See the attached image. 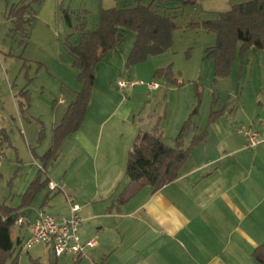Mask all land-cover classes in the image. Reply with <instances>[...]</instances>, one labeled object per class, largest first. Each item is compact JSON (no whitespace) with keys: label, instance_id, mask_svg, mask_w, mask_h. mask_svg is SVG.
I'll return each instance as SVG.
<instances>
[{"label":"rangeland","instance_id":"rangeland-1","mask_svg":"<svg viewBox=\"0 0 264 264\" xmlns=\"http://www.w3.org/2000/svg\"><path fill=\"white\" fill-rule=\"evenodd\" d=\"M22 1L0 0V205L6 206L17 202L26 188L28 175L35 173L36 178L39 174L35 160L42 165L41 157L51 147L54 121L62 110L68 111L84 88L65 48L67 37L73 35L72 42H79L80 33L76 30L79 17L86 19L87 29L93 30L99 24L102 9L122 7L119 2L124 0H42L32 5L22 29L17 30L9 13ZM139 1L143 5L155 1L159 13L174 17L177 29L173 33V46L162 55L128 68L136 34L126 31L121 46L104 60L108 63L115 55L113 69L98 75L99 85L112 89L118 100L126 97L136 102L141 118L148 113L157 114L163 107L156 122L144 128H149L148 132L156 128L169 145H173L189 119L192 125L185 136V148L195 134L211 130L223 133L225 127L231 128L233 120L240 126V121L251 117L260 127L264 120V50L250 47L243 51L238 43L229 75L217 77L215 61L206 56V51L216 45L217 37L203 27L205 21L215 20L219 13L252 0H130L132 6ZM64 11L71 14L74 28L67 25ZM169 67L170 79L156 75L158 70ZM120 80L157 83L160 89L151 91L147 86H137L121 94L117 88ZM103 87L94 88L91 101L113 99ZM218 118L220 121L214 125ZM57 160L47 167V177L60 183L66 179L72 186L80 187L78 169L70 170L66 161ZM46 175L42 174V181ZM43 191L46 196L51 190L47 187ZM50 195H62L65 199V193ZM37 202L42 203L41 196ZM45 211L53 214L48 206ZM33 251L32 255L18 257V264H49L41 245ZM37 254L42 256L41 261L36 260ZM14 262L15 258L8 259L5 264Z\"/></svg>","mask_w":264,"mask_h":264},{"label":"crops","instance_id":"crops-1","mask_svg":"<svg viewBox=\"0 0 264 264\" xmlns=\"http://www.w3.org/2000/svg\"><path fill=\"white\" fill-rule=\"evenodd\" d=\"M112 56L110 62L97 67L95 90L103 87L98 75L113 69L115 55ZM103 88L113 99L91 101L81 128L64 140L57 160L66 161L70 170L78 169L81 186L76 188L66 179L60 183L48 176L50 183L59 186L54 192L65 193V199L62 195L52 197L51 191L44 196V190L22 208V196L34 181V173L27 176L26 188L17 202L8 206L17 210L23 221H17L12 230L16 255H32L33 248L41 245L49 264H260L253 252L264 243V144L255 150H244L246 139L238 135L234 125L239 124L233 120L225 132L207 133L173 183L157 192L143 187L121 203L120 195L129 184V153L137 136L149 131L144 127L156 122L163 107L157 114L141 118L136 102L126 97L118 100L112 89ZM66 112L62 110L54 121L53 130ZM251 125L260 128L251 117L240 121V126ZM35 166L41 169L37 160ZM40 196L41 204L36 203ZM70 202L81 207V243L96 240V247L87 249L79 260L71 256L56 258L43 244L23 252L38 213L48 214V206L53 213L48 215L67 217ZM35 257L37 261L42 259L40 254Z\"/></svg>","mask_w":264,"mask_h":264},{"label":"trees","instance_id":"trees-1","mask_svg":"<svg viewBox=\"0 0 264 264\" xmlns=\"http://www.w3.org/2000/svg\"><path fill=\"white\" fill-rule=\"evenodd\" d=\"M41 1L24 0L11 8L9 17L17 30L22 29L25 15L32 5ZM120 4L122 7L101 10L100 21L94 31H89L86 19L79 17L76 30L80 33V41L73 43V35L65 41V48L78 72L77 80L84 88L78 94V99L70 105L61 124L53 130L52 145L41 157V169L23 196L22 208L29 206L43 189L49 188L46 169L59 158L64 140L81 128L94 90L96 69L111 52L121 46L125 32L130 30L136 34L134 47L127 60L128 68L145 62L149 57L162 55L173 46V33L177 29L174 17L159 13L155 1L149 5L139 1L132 6L130 0H124ZM64 19L70 28H74L69 11H64ZM203 27L217 37L216 45L206 51V56L215 61L216 76L226 77L236 57L238 43L242 44L243 51L250 47L264 50V0H252L233 6L230 11L219 13L215 20L205 21ZM156 75H165L170 79L171 68L158 70ZM22 107L23 103L20 104L21 111ZM191 125L190 119L185 122L182 132L174 139V145L165 142L156 128L137 136L128 157L126 176L129 184L120 195L121 203L128 201L143 187L149 186L157 192L178 179L192 150L207 137L204 131L194 136L190 146L185 148L184 139ZM42 174L47 177L44 181ZM18 220L17 210L0 205V264L14 258V263L18 264L17 245L12 237V230ZM253 258L264 264V243L254 250Z\"/></svg>","mask_w":264,"mask_h":264},{"label":"built area","instance_id":"built-area-1","mask_svg":"<svg viewBox=\"0 0 264 264\" xmlns=\"http://www.w3.org/2000/svg\"><path fill=\"white\" fill-rule=\"evenodd\" d=\"M147 86L149 90L155 91L159 89L157 83H144L143 81H117V88L121 93H125L127 89L136 86ZM237 133L243 136L246 141L244 150H255L264 144V122L260 128L255 125L250 127L240 126ZM52 192L58 191L59 186L53 182L49 184ZM81 207L70 202V215L67 217H54L41 211L31 223L30 235L24 245L22 251L27 252L32 247L43 244L50 249L56 258L71 256L75 260L85 257L86 250L95 248L96 240H91L86 244L81 243L78 235L79 226L81 224L80 217ZM21 224L23 221L18 220Z\"/></svg>","mask_w":264,"mask_h":264}]
</instances>
